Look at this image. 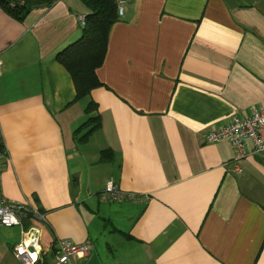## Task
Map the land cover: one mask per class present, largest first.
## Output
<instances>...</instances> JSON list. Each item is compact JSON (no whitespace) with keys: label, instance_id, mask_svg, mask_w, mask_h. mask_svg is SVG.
I'll use <instances>...</instances> for the list:
<instances>
[{"label":"crops","instance_id":"obj_1","mask_svg":"<svg viewBox=\"0 0 264 264\" xmlns=\"http://www.w3.org/2000/svg\"><path fill=\"white\" fill-rule=\"evenodd\" d=\"M87 12L55 0L20 20L0 2V190L42 209L37 264L61 238L91 244L69 264H264V154L237 172L230 141L205 138L264 108V0H131L103 85L73 102L56 55ZM91 100L101 125L80 143ZM111 178L134 198H104ZM29 227L0 225V264H24Z\"/></svg>","mask_w":264,"mask_h":264},{"label":"built area","instance_id":"obj_2","mask_svg":"<svg viewBox=\"0 0 264 264\" xmlns=\"http://www.w3.org/2000/svg\"><path fill=\"white\" fill-rule=\"evenodd\" d=\"M11 6L24 4V0H9ZM119 17L125 14L127 5L131 0H115ZM86 14L79 15L80 26H84ZM1 64V62H0ZM206 140L216 143L227 139L230 141L235 157L233 170H243L241 161L250 154H264V108H255L248 117L234 115L231 121L206 133ZM1 189V173H0ZM104 198L123 200L133 199L134 194H125L119 185L111 178L107 181L105 190L102 192ZM44 221L45 215L27 201L8 200L1 194L0 190V225L5 227L23 226L26 218ZM91 251V244L75 243L68 238L57 240L54 264H69L74 257H86ZM16 256L24 264H37L42 258V247L40 244V231L36 226H31L24 231V237L15 246Z\"/></svg>","mask_w":264,"mask_h":264},{"label":"trees","instance_id":"obj_3","mask_svg":"<svg viewBox=\"0 0 264 264\" xmlns=\"http://www.w3.org/2000/svg\"><path fill=\"white\" fill-rule=\"evenodd\" d=\"M55 0H24V4L11 6L9 0H0L9 13L20 20H24L31 9L38 6H49ZM88 9L86 22L81 26V36L59 51L56 60L70 73L76 95L73 102L89 96L91 91L103 85L97 75L99 68L105 60L109 33L112 25L119 19L115 0H81ZM98 104L91 100L85 107L88 118L76 129V141L83 143L90 135L98 130L101 125L100 116L97 114ZM84 131V132H83ZM0 149H4L0 141ZM112 158L109 150L102 152L101 161ZM41 212V208H38ZM35 219L29 217L24 220V225L29 227Z\"/></svg>","mask_w":264,"mask_h":264}]
</instances>
